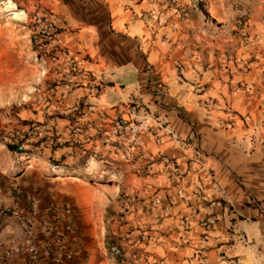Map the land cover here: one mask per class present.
Listing matches in <instances>:
<instances>
[{
  "label": "crops",
  "instance_id": "obj_1",
  "mask_svg": "<svg viewBox=\"0 0 264 264\" xmlns=\"http://www.w3.org/2000/svg\"><path fill=\"white\" fill-rule=\"evenodd\" d=\"M224 1L40 0L60 45L90 75L87 81L73 77L64 66H50L43 75L53 97L44 122L59 143L52 157L82 159L87 152L89 168L111 165L128 192L151 197L118 227L112 224L107 243L97 229L83 231L90 225L79 209L80 192L93 211L102 204L96 188L78 186L74 201L53 199L73 209L75 236L68 249L74 258L61 264H264V10L252 17L246 45L235 37L226 45ZM176 64L185 68L184 79ZM50 80L58 85L49 89ZM208 100L214 102L210 111L203 107ZM125 104L135 105L139 117L159 118V144L141 137L134 148L112 136L111 123ZM228 118L235 123L226 128L221 123ZM75 122L83 132L78 145L70 142ZM164 158L176 162L180 179ZM59 173L55 180L63 178ZM197 181L202 197L193 193ZM33 188L23 190L34 195L42 213L51 201ZM7 201L0 193V203ZM210 202H216V222L205 236L201 223ZM22 238L19 226L6 220L0 245ZM110 242L122 257L110 256ZM0 264L28 263L14 257Z\"/></svg>",
  "mask_w": 264,
  "mask_h": 264
},
{
  "label": "rangeland",
  "instance_id": "obj_2",
  "mask_svg": "<svg viewBox=\"0 0 264 264\" xmlns=\"http://www.w3.org/2000/svg\"><path fill=\"white\" fill-rule=\"evenodd\" d=\"M210 5L220 8L222 4L210 2ZM223 9L226 45L233 37L240 38V43L246 45L252 17L264 10V0H225ZM47 12L40 0H0V193L9 200L1 202L0 206L12 201L16 189L31 185L36 194L43 193L48 201L58 197L74 201L73 191L78 186L94 187L100 192L102 204L93 211L89 200L82 198L83 192H80L79 209L90 225L83 227V231L97 229L107 243L112 236V224L118 227L128 214L137 212L138 203L151 197L145 199L136 191L128 192L124 187L126 179L113 177L116 170L111 165L101 163L98 168H89L87 152L82 159L72 154L52 157L59 143L54 142V133L47 134L50 130L44 116L53 97H48L46 80L35 63L29 32L31 17ZM250 62L247 60L245 64ZM57 82L50 80L49 89L56 87ZM36 116H42V119ZM28 129L43 130L49 140L30 144L32 147L25 150V155L15 154L12 135L15 131L25 133ZM77 167L78 172H75ZM59 172L63 178L55 180ZM92 218L98 223L96 228ZM112 246L111 242L105 245L108 251Z\"/></svg>",
  "mask_w": 264,
  "mask_h": 264
},
{
  "label": "built area",
  "instance_id": "obj_3",
  "mask_svg": "<svg viewBox=\"0 0 264 264\" xmlns=\"http://www.w3.org/2000/svg\"><path fill=\"white\" fill-rule=\"evenodd\" d=\"M29 32L35 63L41 69V75H44L50 66H64L63 70L66 74L73 77L82 75L83 80H89L90 75L80 69L76 60L60 45L58 28L47 13H37L31 17ZM176 68L179 76L184 79L185 68L179 64H176ZM202 89V85H196L197 92H201ZM213 106L212 100L203 102V107L207 111L212 110ZM100 118L104 119L103 115H100ZM243 120L247 121L249 117H243ZM234 123L235 120L228 118L221 124L228 128L232 127ZM111 127L112 136L128 141L132 147L137 148L140 145L141 137H151L156 144H159L160 132L164 125L158 117L153 115L139 117L138 108L135 105L125 104L123 113L112 121ZM70 133V142L73 145H78L80 143L79 136L83 134L79 123L75 122L70 125ZM12 139H14V153L25 155V150L32 147L30 144L44 141L46 135L41 129H28L25 133L15 131ZM162 160L169 171L180 179L182 174L179 173L176 162L166 158ZM201 186L199 181L193 184V193L198 197L203 195ZM153 202L161 204L162 200L155 196ZM215 206L216 202L209 203V214L201 223L205 236L216 222L213 213ZM39 214H41V218L37 217ZM72 216L73 209L71 207L61 206L52 201L45 205L41 213L33 194L23 189H16L12 201L8 205L0 207V231L6 220H13L23 232V238L17 242L10 240L5 245H0V262L14 257H25L28 264H61L72 261L74 252L68 249V244L75 236V229L71 222ZM180 222L182 227L188 226L186 218H182ZM109 254L113 258H120L123 251L118 246H112L109 249ZM197 256L198 262L201 263L204 259L199 252Z\"/></svg>",
  "mask_w": 264,
  "mask_h": 264
},
{
  "label": "bare ground",
  "instance_id": "obj_4",
  "mask_svg": "<svg viewBox=\"0 0 264 264\" xmlns=\"http://www.w3.org/2000/svg\"><path fill=\"white\" fill-rule=\"evenodd\" d=\"M7 2H8V1H7ZM211 17H212L213 20H217V18L215 17V15H212V14H211ZM77 186H78V185H77ZM82 192H83V191H82ZM83 196H84V197H82V198H87V200H89V196H88L85 192H83ZM90 196H91V195H90Z\"/></svg>",
  "mask_w": 264,
  "mask_h": 264
}]
</instances>
